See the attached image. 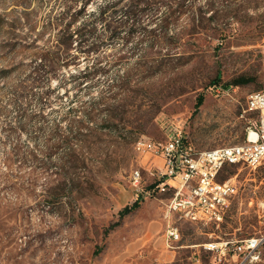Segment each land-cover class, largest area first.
<instances>
[{"label": "rangeland", "instance_id": "obj_1", "mask_svg": "<svg viewBox=\"0 0 264 264\" xmlns=\"http://www.w3.org/2000/svg\"><path fill=\"white\" fill-rule=\"evenodd\" d=\"M106 1L96 0L89 12ZM232 3V8L216 9L228 12L223 21L233 35L222 46L220 58L213 56L216 42L206 32L188 35L189 18L184 15L171 33H185L186 41L173 50L152 49L137 40L112 42L99 26L106 39L103 47L67 67L41 63V54L54 48L64 27L59 22L65 12L62 0H0V264H229L215 260L204 245L264 235V161L256 169L228 165L220 174V181L234 179L238 196L215 236L205 234L213 231L211 226L192 229L185 223L182 240L173 248L167 246L163 231L139 254L147 216L163 214L173 193L143 194L135 212L119 215L137 201L130 183L137 167L134 145L143 138L164 139L167 120L179 122L187 144L201 152L241 144L250 123L258 119V113L244 110L249 97L264 84V0ZM234 15L238 19H231ZM77 50L75 44L72 54ZM173 52L193 58L187 63L186 57L155 55ZM147 53L154 56L141 60ZM121 56L125 58L119 60ZM99 61L106 71L79 86L72 77ZM38 75L40 83L35 84ZM218 76L223 89H233L229 96L211 92ZM241 77L251 82L232 84ZM123 78L125 93L109 89ZM101 95L116 102L112 115L122 119L120 128L115 135L100 130L106 113L102 109L96 121L85 122L82 131L93 136L84 145L88 167L81 172L93 187L81 192L78 206L53 205L48 196L60 180V163L57 154H47L48 140L55 131L70 134L71 119L83 117L89 100ZM124 127L128 134L122 139L119 129ZM144 175L143 187L151 192L155 185ZM181 245L185 247L176 249ZM134 253L135 258L123 262ZM256 264H264V249Z\"/></svg>", "mask_w": 264, "mask_h": 264}, {"label": "trees", "instance_id": "obj_2", "mask_svg": "<svg viewBox=\"0 0 264 264\" xmlns=\"http://www.w3.org/2000/svg\"><path fill=\"white\" fill-rule=\"evenodd\" d=\"M198 1L200 0H109L98 7L96 11L89 12V6L96 0H62L65 12L59 22L63 23L64 27L56 35L57 43L54 48L48 53L41 54V63L51 61L54 66L64 63L69 67L77 64L81 55L86 56V58L94 56L103 47L106 40L103 34L98 32L99 26H104L106 33H108L107 40L112 42L121 40L124 44H128L137 40L139 44L152 49L153 47H166L168 50H173L183 41H186L185 33H171V27L175 26L184 15L189 18L190 33L188 35L194 36L197 30L206 32L209 40L216 42L213 56L220 58L222 46L231 42L233 35L228 32L226 22L223 21L229 15L228 12L216 11V9L220 5H223L222 7L225 9L232 8V2L237 0H201L200 3ZM210 13L211 15L208 16ZM234 18L238 19L236 15L231 19ZM77 24L79 25L76 26ZM248 38L250 39L251 36ZM75 44L78 48L77 51H79L77 55L72 54ZM151 54H145L141 60H148L151 58ZM155 55L159 56L160 59L171 58L175 60L186 57L187 63L191 62L193 58V55L180 52L168 53L167 55L155 53ZM124 58L121 56L119 60ZM105 71L106 68L101 65V61L96 64L94 62L92 66L88 65L86 70L79 71L72 78L78 80L79 86H82L86 81H92L97 75L103 74ZM219 82L220 76L212 83L219 85ZM250 82V78L241 77L232 84L245 86ZM34 83H40L39 75ZM124 84V78L119 79L110 85L109 89L125 93L128 87L125 88ZM41 98L43 97L40 96L39 99ZM109 101V98L102 95L91 98L88 105L83 108L84 116L71 119L70 134L65 135L55 131L51 135V140H48L47 154H57L60 163L58 173L60 180L54 188L55 191L48 196L53 205L78 206L81 192L86 188L93 187V183L87 180L85 176L83 177L81 172L88 167L87 161L84 159L86 152L84 145L88 142V138L93 135L85 134L82 130L85 122L96 121V114L102 109L106 113L102 118L100 130L109 135H115L117 129L120 128L119 123L122 119L118 121L113 118L112 110L116 106V102L109 103ZM203 101V98L199 100V107ZM102 106L104 107L101 108ZM19 127L24 128V123L20 122ZM119 130L122 131L119 133L121 138H126L127 127ZM139 207L140 200L131 206H126L120 211V218L132 214ZM99 253L100 251H96V255Z\"/></svg>", "mask_w": 264, "mask_h": 264}, {"label": "built area", "instance_id": "obj_3", "mask_svg": "<svg viewBox=\"0 0 264 264\" xmlns=\"http://www.w3.org/2000/svg\"><path fill=\"white\" fill-rule=\"evenodd\" d=\"M261 59L264 73V46ZM210 90L224 97L233 89L213 85ZM244 113H258V119L250 123L241 144L196 152L191 144H187L184 127L179 122L167 120L164 139L143 138L134 145L137 167L131 172L130 183L136 200L143 194L173 193L166 204L167 215L176 217L165 231L169 241L181 240L183 223L223 224L238 196V185L232 178L220 181V174L228 165L256 169L263 163L264 84L260 91L249 97ZM156 160L162 161V165H157ZM144 174L155 185L151 192L143 187ZM176 195H183V202H176ZM204 248L213 254L215 260H228L229 264H256L262 261L264 235L242 239L231 237L205 244Z\"/></svg>", "mask_w": 264, "mask_h": 264}, {"label": "crops", "instance_id": "obj_4", "mask_svg": "<svg viewBox=\"0 0 264 264\" xmlns=\"http://www.w3.org/2000/svg\"><path fill=\"white\" fill-rule=\"evenodd\" d=\"M155 163H157V165H162V161L160 160H156ZM176 217L174 214H172L171 216L167 215L166 213V206H165V209H164V212L163 214L161 212H158L156 213L155 215H150V216H147L146 220H147V224H148V227L146 229V231L144 232V236L143 238L145 239V243H142L140 249H137V252H139V254L142 252V248L148 246L153 237L155 236V234H158V233H162L164 231V234L163 236L165 237L166 239V243H167V246L168 247H171L173 248V246H175V244L179 243L181 240H182V235H183V231L185 230V225L186 224H189V226L194 229L195 227H206V226H211L213 231L212 232H206L205 234L206 235H209L210 237L212 236H215L217 235L216 234V231L218 230H221V227L223 226V224H221L220 226H216L214 224H202V223H183L181 225V240L180 241H169L166 236H165V231H166V228H167V225L171 222V221H175ZM185 246L184 245H181L179 247H176V249H181V248H184ZM174 253H177L176 251H174ZM142 255V254H141ZM136 256V253L134 254H130V255H127L125 257V259L123 260V262L125 263H128L129 261H131L133 258H135Z\"/></svg>", "mask_w": 264, "mask_h": 264}, {"label": "bare ground", "instance_id": "obj_5", "mask_svg": "<svg viewBox=\"0 0 264 264\" xmlns=\"http://www.w3.org/2000/svg\"><path fill=\"white\" fill-rule=\"evenodd\" d=\"M176 202H183V195H176Z\"/></svg>", "mask_w": 264, "mask_h": 264}]
</instances>
